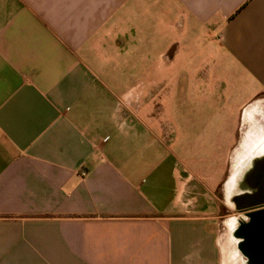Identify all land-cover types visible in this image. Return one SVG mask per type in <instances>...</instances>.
Here are the masks:
<instances>
[{"label": "crops", "instance_id": "0c3cea01", "mask_svg": "<svg viewBox=\"0 0 264 264\" xmlns=\"http://www.w3.org/2000/svg\"><path fill=\"white\" fill-rule=\"evenodd\" d=\"M263 148L264 0H0V264H223Z\"/></svg>", "mask_w": 264, "mask_h": 264}, {"label": "flooded vegetation", "instance_id": "af4514ba", "mask_svg": "<svg viewBox=\"0 0 264 264\" xmlns=\"http://www.w3.org/2000/svg\"><path fill=\"white\" fill-rule=\"evenodd\" d=\"M251 148L250 150H253ZM261 150V149H259ZM264 150V148H263ZM264 180V157L254 160V164L243 174V178L237 180V196L234 197L232 203L237 210V215L242 214L237 219V230L235 236L237 237V248L244 264H255V257L246 251L248 245L259 242L262 238L261 233L264 232V224H260L252 218L259 212H264V204L245 208L247 204L244 203V198L257 199L263 190ZM249 199V200H250ZM248 233L253 238L248 236Z\"/></svg>", "mask_w": 264, "mask_h": 264}, {"label": "rangeland", "instance_id": "374dc122", "mask_svg": "<svg viewBox=\"0 0 264 264\" xmlns=\"http://www.w3.org/2000/svg\"><path fill=\"white\" fill-rule=\"evenodd\" d=\"M212 92V90H211ZM167 95H163V103L165 102L167 104ZM226 103V104H225ZM210 107H221V106H226V107H234L235 104H237V100L233 101H225L222 100L221 98H216V99H211L209 101ZM225 104V105H224ZM230 104V105H229ZM164 105V104H163ZM164 107H168V104L165 105ZM252 129L253 131H256L255 129L249 128V130ZM254 151V152H252ZM255 151H258V149H242L240 147H237V162L240 160H244L248 158L250 155L255 154ZM243 157V158H242ZM233 154L231 156L230 160V166H233ZM238 166V165H237ZM234 181L228 176L227 179L223 181V183L220 185L218 190L216 191V198L219 203V214L223 215L225 214L226 216H231L234 214V206L232 204V199L231 196L236 192V188L234 189ZM203 184L205 185L204 188L208 191L211 192L213 191V184L210 183V181H204ZM232 192V193H231ZM231 193V194H230ZM226 205L228 209L223 210L224 206ZM225 211V212H224ZM235 223L234 217H228L226 219V227L227 229L223 233V250H224V257H223V264H244V261L242 260V257L238 253L237 246L235 243V240L233 238V225Z\"/></svg>", "mask_w": 264, "mask_h": 264}, {"label": "water", "instance_id": "95a60500", "mask_svg": "<svg viewBox=\"0 0 264 264\" xmlns=\"http://www.w3.org/2000/svg\"><path fill=\"white\" fill-rule=\"evenodd\" d=\"M263 190H264V180H263ZM244 198V203L247 204L245 208L257 207L264 204V193H261L257 199ZM252 218L259 222L260 224H264V212H259L255 215H252ZM262 237H264V232L261 233ZM250 238H253L251 234L248 233ZM246 251L255 257V264H264V238H262L259 242L252 243L248 245Z\"/></svg>", "mask_w": 264, "mask_h": 264}]
</instances>
